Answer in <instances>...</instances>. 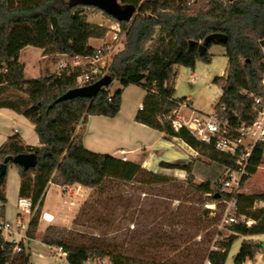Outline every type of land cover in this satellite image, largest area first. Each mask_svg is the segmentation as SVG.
Masks as SVG:
<instances>
[{
    "label": "trees",
    "instance_id": "trees-1",
    "mask_svg": "<svg viewBox=\"0 0 264 264\" xmlns=\"http://www.w3.org/2000/svg\"><path fill=\"white\" fill-rule=\"evenodd\" d=\"M188 1L121 0L134 5L136 10L129 21L118 22L107 14L118 23L119 34H123L124 39L122 49L113 54L106 73L111 82L114 79L119 81L120 88L111 92L109 84L99 89L94 97L56 101L64 92L77 86L75 75L78 70L69 74L62 70L60 75L25 79L24 65L18 60L20 50L33 46L42 49L44 55L90 56L94 47L89 44V39L103 38L107 29L85 20L82 9L93 6L74 0H0V108L28 118L39 141L38 146L22 145L17 136L12 135L0 146V163L7 155L36 154L37 163L32 168L24 170L15 164L20 176L19 196L28 197L32 204L27 230L29 238H35L49 183L99 187L106 179L131 181L143 170L130 160L87 149L82 143V134L76 132L79 121L88 115L115 116L120 110L123 88L130 84L144 89L141 108L134 115L136 122L162 132L165 138L180 139L211 161L234 167L235 156L197 140L184 127L178 130L172 127L173 115L169 114L177 108L178 101L185 98L174 96V66L194 68L197 60L208 63L211 60L208 48L212 44L222 45L227 68L223 75L212 80L221 92L213 109L227 116L235 112L240 120L248 123L254 121L256 112L251 109L252 96L264 99L261 84L264 77V0H206L198 7L196 1ZM214 32L224 33L226 41H209L201 53L199 46L208 34ZM222 106L224 111L220 110ZM165 116L167 118H163ZM262 155L263 143H258L250 156L248 175L241 179L240 185L255 173ZM159 166L184 170L191 186L203 194H210L215 201L229 196L226 191L213 189L209 181L193 183L188 165L176 167L160 162ZM5 177L6 173L0 177L2 218L6 202ZM236 197L238 205H244L239 214L256 222L251 226L243 222L230 225L233 235L228 236L227 241L216 242L222 251L207 249L203 260L208 255L213 264H224L237 233H264V209L251 210L255 200H264V194L238 192ZM66 233V227L48 225L39 241L62 246L70 264H82L92 256L108 257L112 264H167L127 257L98 246L71 245L65 240ZM258 248L259 245L252 246L244 241L235 256V263L241 264L246 257L252 258ZM0 264H30L29 254L25 250L13 253L10 244L0 237Z\"/></svg>",
    "mask_w": 264,
    "mask_h": 264
},
{
    "label": "rangeland",
    "instance_id": "rangeland-1",
    "mask_svg": "<svg viewBox=\"0 0 264 264\" xmlns=\"http://www.w3.org/2000/svg\"><path fill=\"white\" fill-rule=\"evenodd\" d=\"M194 1L196 7L206 2V0H191L190 3ZM82 14L87 22L105 27L106 33L113 31L114 20L100 9L84 7ZM106 35L103 37L104 40L110 41L111 33ZM103 38H93V47L100 45ZM123 43V34H119L117 40L112 42L108 49L109 61L113 54L122 49ZM208 53L211 56L208 63L197 60L194 68L174 66L176 74L174 96L191 98V106L177 109V113L186 118L191 110L201 113L211 112L219 99L220 88L212 80L216 76L223 75L227 68V58L220 44H212L208 48ZM47 57L50 62L56 63L59 60L56 54H49ZM20 58L26 65L27 77L32 78L38 74L36 65V61L40 58L38 48L29 46L21 51ZM57 70L58 66L55 67L54 72ZM191 74H194L196 79L189 82ZM118 88L120 83L117 79H114L108 87L111 92ZM143 96L144 89L140 85L130 84L123 88L121 115L125 117L133 112L141 104ZM104 126L94 122L91 128H88L91 136H99L96 133L103 131L104 128L107 130V126ZM31 134L36 140V133L33 131ZM106 134H103L102 138L104 143L109 144L113 139ZM137 134L142 138L145 136L144 133ZM148 137L154 138L150 135ZM167 139L171 140L166 142L168 149L172 153L173 150L180 151L183 157L182 160L171 164L176 167L190 166L193 183L209 181L213 189L220 188L219 184L224 177L223 165L209 160L178 138ZM119 140L124 141V138ZM128 141L129 139H126V142ZM147 167L150 170L143 169L128 182L106 179L99 187H79L74 183L73 187L72 184L70 187L66 185L60 188L56 185L50 186L48 191L46 190L47 195L45 192L46 197L44 196V209L48 210L45 212L60 216L61 223L67 229L65 240L71 245L98 246L103 250H113L127 257L167 264H202L204 252L211 248L214 241H227L228 236L233 235L230 225L234 223L223 222L225 208L223 199L215 201L210 198V194H203L193 188L187 181L186 172L183 176L180 175L179 168L161 170L154 169L150 165ZM12 177H17V166L9 162L6 178L10 180ZM239 193L264 194V143L261 164L253 175L239 185ZM16 198L15 196L10 201L4 219L13 220L15 213L20 212ZM242 209L244 205L240 203L235 214L236 223L242 222L239 214ZM21 214L23 215L22 212ZM43 215L41 209L34 238L38 241L46 228L40 223L41 220H45ZM24 217L26 218L27 215L24 214ZM244 241L252 246L259 245V248L252 258L246 257L241 264H264V233L246 235L237 233L224 264H236L235 256ZM25 249L29 251L28 241L25 242ZM46 253L43 252L44 255ZM29 258L39 264H53V260L45 257L38 258L31 254Z\"/></svg>",
    "mask_w": 264,
    "mask_h": 264
},
{
    "label": "built area",
    "instance_id": "built-area-1",
    "mask_svg": "<svg viewBox=\"0 0 264 264\" xmlns=\"http://www.w3.org/2000/svg\"><path fill=\"white\" fill-rule=\"evenodd\" d=\"M190 2L191 0L188 1V3ZM109 33H111V40L108 41L103 38L101 44L94 47L92 55L76 56L72 58L71 62L62 60L59 62L58 70L54 74L60 75L62 70H65L69 74L77 69L78 72L75 75L76 87L90 84L105 75L110 63L107 56L108 49L119 36V25L117 22L113 25V31ZM262 52H264V47H262ZM195 79L196 76L191 74L189 82ZM261 84L264 86V77L261 79ZM190 104L191 98L189 96H185L183 100L178 101L177 108L171 111L173 115L171 125L175 130L184 127L197 140L212 144L218 151L236 157L233 168L223 165L224 177L219 184L220 191L227 190L229 193L228 198L223 200L225 203L223 222L236 223L237 218L235 214L238 205L236 194L239 192L240 181L244 176L248 175L247 167L255 145L264 143V99L259 96H252L251 109L256 112V118L250 123L240 120L235 112L231 116H227L226 114H220L215 109L209 113L191 110L187 118L177 113L178 108H188ZM220 108L221 111L225 110L224 106ZM17 206L20 212H18L13 220H5L0 217V237L10 244V249L13 253L22 250L26 251L25 242L31 240L27 234L32 215L31 200L28 197H20L17 200ZM252 208L264 209V200H255ZM24 214L27 215L26 218ZM241 221L246 226H251L256 222L245 215H241ZM46 249V257L53 260V264H70L67 259V251L62 246L47 245ZM217 249L222 251L214 241L210 250ZM26 252L29 256L32 254L29 251ZM29 263L39 264L36 260H30V258ZM82 264L112 263L108 257L92 256L85 259ZM202 264L213 263L207 255Z\"/></svg>",
    "mask_w": 264,
    "mask_h": 264
},
{
    "label": "crops",
    "instance_id": "crops-1",
    "mask_svg": "<svg viewBox=\"0 0 264 264\" xmlns=\"http://www.w3.org/2000/svg\"><path fill=\"white\" fill-rule=\"evenodd\" d=\"M92 41L93 38L89 39V44L91 46H93ZM28 47L29 46H25L24 48H22L18 56L19 62L24 65L25 79H31V77L26 76V65L21 60L20 55H21V51ZM38 49L40 52V58L36 61L38 74L32 76V78L53 74L55 73L54 72L55 67L57 68L60 61L65 60L71 62L73 58L65 54H56L59 57V60L56 63L52 61L50 62L48 59H46L48 58L47 57L48 55H44L43 50L40 48ZM140 106L141 104H139L138 107L133 112L128 113L125 117L121 115L122 102L120 105V110L113 117H106L102 115H88L86 119H84L83 121L80 122V124L77 125L76 132H80L82 134V143L87 149L94 152L108 153L110 155H113L115 157L124 160H130L140 165L141 168L145 170L146 169L150 170V168L147 167L148 165L153 166L154 169L159 168L162 170L165 168H161L159 166L160 162L171 163L177 160H182L183 157L181 156L180 151L177 152L173 150L174 153H172V151L168 149L169 147L166 145V142L167 141L171 142V140L165 138L162 132L150 128L134 120V115L136 111L140 108ZM94 122H98L100 124L107 126V130H105L104 128L103 131H99L96 133L99 136L95 135V137H92L88 128L89 127L91 128ZM33 131H34L33 124L29 121L28 118L10 109L0 108V146L7 140L8 137L12 135H16L19 143L22 145L38 146L39 145L38 137L36 138V140L34 139L33 135L31 134ZM130 131L132 133L129 134L128 132ZM139 132L141 134L144 133L145 136L142 138L137 134ZM105 133H107L106 135L112 137L113 139L112 141H109L111 142L109 144L104 143L103 141L102 137L104 136L103 134ZM149 135L154 136V138L149 139L148 137ZM123 138L124 141L119 140ZM132 138H140V139H132ZM126 139H129L128 141L129 143L126 142ZM172 139H176V138H172ZM100 147H106V148H100ZM178 171L179 174L183 176L185 171L181 169H179ZM10 180L6 178L3 187V191L6 197V202H5L6 206L4 205V216H3L4 218L8 212V205L10 201L13 200L16 196L17 197L16 205H17V200L18 198H20L19 196L20 176L18 173V168H17V177L16 178L12 177ZM74 184L79 187L82 186L77 183ZM74 184H72L71 187H73ZM54 185L56 184L49 183L47 189L50 186H54ZM58 187L60 188V186ZM67 187H70V185H68ZM47 191H46V195H47ZM44 201L42 205V215L44 212L43 217L45 220L40 221L41 225L44 227H47L48 225L65 227V225L62 224L60 221V216H55L52 213L49 214L48 212H45L48 210L44 209ZM17 214L18 212L15 213L14 218L16 217ZM51 215L53 217L52 219H51ZM46 246L47 244H44L36 239H31L30 241H28L29 252H31L33 256H37L38 258H44V257L47 258L46 257L47 253L45 255L43 254V252H47L45 251Z\"/></svg>",
    "mask_w": 264,
    "mask_h": 264
},
{
    "label": "water",
    "instance_id": "water-1",
    "mask_svg": "<svg viewBox=\"0 0 264 264\" xmlns=\"http://www.w3.org/2000/svg\"><path fill=\"white\" fill-rule=\"evenodd\" d=\"M76 3H81L86 6H93L109 16L119 21H129L135 13V6L128 3H122L121 0H74ZM232 1V0H229ZM227 39V36L221 32H214L208 34L203 43L199 46V51L202 53L206 50V45L209 41L223 43ZM263 43V41H261ZM111 82V77L108 74L103 75L98 80L79 87H74L67 90L60 95L56 101H63L66 99H72L75 97H94L99 89L108 86ZM12 162L20 165L24 170L32 168L37 163L35 152L18 153L16 155H7L0 163V177L4 176L7 170V163ZM218 196V195H217Z\"/></svg>",
    "mask_w": 264,
    "mask_h": 264
}]
</instances>
